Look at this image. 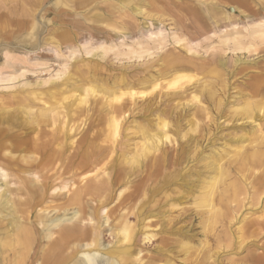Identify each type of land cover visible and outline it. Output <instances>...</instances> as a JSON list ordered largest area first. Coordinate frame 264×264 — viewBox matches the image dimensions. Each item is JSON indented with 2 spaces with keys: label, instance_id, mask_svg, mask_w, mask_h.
I'll return each mask as SVG.
<instances>
[{
  "label": "rangeland",
  "instance_id": "rangeland-1",
  "mask_svg": "<svg viewBox=\"0 0 264 264\" xmlns=\"http://www.w3.org/2000/svg\"><path fill=\"white\" fill-rule=\"evenodd\" d=\"M263 22L264 0H0V79L14 77L0 81V109L12 123L7 143L20 148L16 156L35 154L50 187L32 216H71L77 207H61L71 184L75 191L112 177L101 220L81 223L98 225L104 249L131 264H264V166L238 161L231 180L241 191L224 189L214 229L199 205L214 161L227 162L264 126V117L253 123L240 113L247 101L264 106L254 93L264 83V36L254 34ZM176 74L188 76L171 81ZM93 84L98 90L86 92ZM114 91L123 95L113 100ZM109 111L120 126L114 142L106 139ZM142 128L158 141L147 156ZM43 142L44 153L33 149ZM84 154L99 160L84 162ZM126 174L130 189L119 197L124 186L114 182ZM141 189L146 195L133 200ZM135 206L143 215L128 241L112 225Z\"/></svg>",
  "mask_w": 264,
  "mask_h": 264
},
{
  "label": "bare ground",
  "instance_id": "bare-ground-1",
  "mask_svg": "<svg viewBox=\"0 0 264 264\" xmlns=\"http://www.w3.org/2000/svg\"><path fill=\"white\" fill-rule=\"evenodd\" d=\"M122 9L124 8L122 7ZM214 18V24H218L222 20H224L222 18ZM226 18L228 17L226 16ZM258 27L259 29L254 30L255 36H257L256 34L259 32H262L263 34H261L262 36H264V22ZM235 30L236 28L234 29V31ZM246 36L248 35L246 34ZM233 39L235 38H232V40ZM250 44L252 43L250 42ZM240 45L242 46V44ZM238 46L239 45L237 42L236 47ZM12 76L13 75H9V77L6 79L1 78L0 81H11L14 79V77ZM186 76L188 75L176 74L173 76L171 81L177 82V80ZM261 83H259L258 86H255L256 90L254 91V93H262V95L264 96V88L262 87L264 83L262 85ZM98 88L99 87L97 85L93 84L85 88V91L96 92ZM101 89H103V87ZM121 95H123L121 91H114L110 96L113 100H117ZM111 101L112 100L109 101L110 104ZM262 104L263 100H260L258 102L247 101L241 108L240 113L245 116L244 119L247 118L248 120L253 121V123H257L255 118L256 114L260 117L259 119H262V117H264V106H261ZM256 108H258L257 111H255ZM45 111L47 112L48 110ZM45 111L44 109L41 110L40 114L46 115ZM8 112V109H0V264H131L127 262L128 258L122 256V253L114 252L110 248L104 249L105 245L97 240V235L100 232L98 230V225L95 226L94 224H92L88 228H84V225H81V223L87 219L91 223L94 220H101V217L99 216L100 211L105 212V210L107 209L104 206L105 202H103V198L106 197V194L113 188L112 177L98 180L97 182L93 181L88 184L85 183L86 185L75 191L74 189H71L72 184L69 188H67V185L55 188L51 193V196L54 195L53 197L62 194V192H58L57 194H55L57 189H59V191H62L63 189L67 188L69 194L70 192L72 193V195L63 204H61V207L64 208L75 206L79 209L73 211L71 216L58 215L55 217L49 216L44 219H42L39 214H35L34 216H32L33 210L38 208V206L42 204L44 198L48 195L50 187L46 182L47 175L43 172V168L40 165L33 164L37 160L35 154H32L30 152L32 155L16 156L17 154H15V152H17V150H19L20 148L18 149L15 147V145L7 143L9 142V133L12 131V129L10 128V126H12V123L5 120V115H7ZM261 112H263L262 116H260ZM26 113L28 114L29 110H27ZM36 116L39 115L36 114ZM32 122L34 123V119H32ZM105 122L107 126L106 139L114 142L115 137L118 135L120 127L118 118L113 112L109 111L107 113ZM263 129L264 126L260 123H257L256 129L253 130V136L250 138L248 144L241 143L242 145L240 144V147H235L234 151L232 150L233 152L229 156L227 162L223 161L224 159L221 156L219 160H217L216 162L214 161L213 171L215 172V174L210 177V180L206 182L205 186L203 187V191L201 192V194H199V205L201 209L206 212L205 221L207 223L206 226H208L209 229H214V227L221 222V219L223 217L222 208L227 203L225 198L222 197L224 189H231L232 195L234 197H236L241 191L240 186L237 185L236 182H232L233 180H231L233 170L236 172V174L238 173V161L243 165L242 167H248L247 165L249 163L260 167L264 166ZM141 131L143 134V143L140 146L144 147L146 145V147L143 149L142 154L147 156L151 153V150H156L158 141L155 140V135L150 133L148 128H142ZM257 132L258 134L255 135V133ZM242 139L244 140L246 139V137ZM150 140L151 142H149ZM34 144L36 146H34L33 149L37 152L42 153L46 148H48V144L45 142H43L41 145H37V143ZM44 155L47 156L48 152H46ZM51 155L52 154L49 152L48 156L51 157ZM138 155L139 154L135 155V157H133V155L132 158L130 157L129 162H138L139 160L136 159ZM98 160L99 159H93V155L89 156L88 154H84V156L82 157V161H91V164L92 162H98ZM18 161L22 163L25 162L26 165L28 164V166H24L23 168L17 167L16 163ZM85 171L86 173L88 172L87 170ZM260 178L262 177L260 176ZM130 183L131 181L129 180V177L127 178V174L121 177V179H119L117 182H114V186L117 185L118 188L124 186V188L121 189L119 193V197L124 191L130 189ZM141 194L142 196H145L146 192L144 191L142 193L141 189L138 194H133L132 199L138 200ZM89 200L90 202L98 201L100 205H97L95 207L91 206L90 209V204L88 203ZM134 208H138V210L131 213V217L133 218V220H130L131 217L121 216L118 223L112 225V228L114 230H119L124 238L128 239V241L133 240L134 236L136 235V228L142 220L141 217L143 215L142 207L135 206ZM103 219H105V223H108V217L106 218V216H103ZM147 236L149 239H151L154 234L148 233ZM184 247L188 248L187 245H184ZM140 252L141 251H139V254ZM80 254H82V256H80ZM141 260L142 259H137V261Z\"/></svg>",
  "mask_w": 264,
  "mask_h": 264
}]
</instances>
